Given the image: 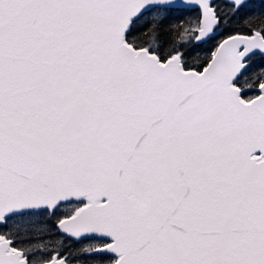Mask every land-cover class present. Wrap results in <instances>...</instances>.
<instances>
[{
    "label": "snow or ice",
    "instance_id": "6c2138e0",
    "mask_svg": "<svg viewBox=\"0 0 264 264\" xmlns=\"http://www.w3.org/2000/svg\"><path fill=\"white\" fill-rule=\"evenodd\" d=\"M0 264H264V0H0Z\"/></svg>",
    "mask_w": 264,
    "mask_h": 264
}]
</instances>
